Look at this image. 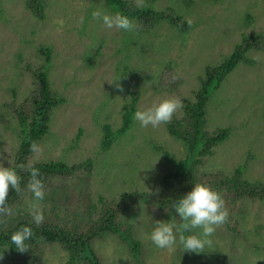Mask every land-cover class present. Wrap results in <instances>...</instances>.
<instances>
[{
	"label": "rangeland",
	"instance_id": "374dc122",
	"mask_svg": "<svg viewBox=\"0 0 264 264\" xmlns=\"http://www.w3.org/2000/svg\"><path fill=\"white\" fill-rule=\"evenodd\" d=\"M48 3V16L40 22L26 8L25 0H0V161L10 166L15 145L23 138L16 123L5 115L3 102L14 89L20 96L26 94L31 80L21 66L26 59H39V46L50 45V82L67 102L56 110L51 133L38 147L36 159H93L97 196L149 191L167 172L178 169L183 159L193 157L164 124L145 128L137 121L110 149L100 148L101 126L109 123L116 130L122 125L121 107L128 94L119 75L121 61L137 71V85L125 84L140 91L137 107L147 108L164 98L180 101L177 94L157 90L158 74L166 62H172L184 77L180 93L188 96L198 87L207 65L223 60L244 36L264 34V0H156V8L176 7L191 30L181 33L164 22L143 36L135 30L107 29L93 20L94 9L115 13L105 0ZM127 36L139 39L136 49L127 47ZM250 55L253 66H238L211 93L209 129L226 127L231 135L215 148L203 168L232 172L244 164L249 180H264V51L255 49ZM30 206L37 205L30 202ZM240 207V233L219 225L205 238L206 247L200 253L184 251L179 231L171 249L152 244L149 237L156 221L172 220L177 225L182 221L175 208L163 217L145 201L125 216L143 243L142 255L135 258L115 234L95 240L94 247L106 264H264V252L257 250L264 245V200L249 198ZM66 260V252L54 246L43 259L21 258L14 264H66Z\"/></svg>",
	"mask_w": 264,
	"mask_h": 264
},
{
	"label": "trees",
	"instance_id": "16d2710c",
	"mask_svg": "<svg viewBox=\"0 0 264 264\" xmlns=\"http://www.w3.org/2000/svg\"><path fill=\"white\" fill-rule=\"evenodd\" d=\"M155 1L105 0V3L115 12L132 18L137 36L153 31L164 22L181 33L191 30L186 16L176 7L167 5L156 8ZM25 5L38 21L47 18L48 0H25ZM127 38L130 51L136 49L139 39L135 36ZM255 49L264 51L263 33L244 36L223 60L207 65L199 77L198 87L188 96L180 93L184 77L172 62H166L158 74L157 90L160 93L177 94L182 107L171 122L164 125L174 139L188 148L193 155L192 159H183L181 168L167 172L149 191L131 190L112 196H97L93 183V159L73 162L63 158L37 160V151L31 150L33 143L39 147L50 135L56 110L67 102V97L50 82L48 69L53 48L46 44L39 46V59H26L21 66L22 73L31 80L28 91L20 96L14 89L2 105L5 115L16 123L23 138L15 145L10 164L22 178V191L16 193L10 188L8 204L12 213L0 216V264H14L21 258L43 259L54 246L66 252V264H106L94 247V241L107 234L119 235L127 243L130 253L138 258L143 254V243L137 237L134 224L126 220L125 216L137 204L145 201L164 217L174 209V202L190 191L195 182L205 183L222 195L225 208H229L228 219L224 225L229 231L240 233L241 223L237 217L240 206L249 198L264 200V180H249L244 173V164L236 166L232 172L222 169L204 170V164L215 148L231 135L226 127L209 129L207 108L211 93L222 86L233 70L242 64H255L250 55ZM89 62L92 65L94 63ZM119 75L128 97L121 107L122 125L116 130L109 123L101 126L103 138L100 148L104 151L110 149L115 140L135 124L133 116L141 95L139 90L125 84L128 81L137 85L138 74L134 68L121 61ZM29 166L35 167L41 173L45 192L43 200H35L27 189L30 180ZM30 202L44 212V222L39 226L32 223L28 207ZM25 226L30 227L33 235L27 242L30 248L21 253L10 243L9 237ZM257 250L264 252V245Z\"/></svg>",
	"mask_w": 264,
	"mask_h": 264
},
{
	"label": "clouds",
	"instance_id": "9594fccd",
	"mask_svg": "<svg viewBox=\"0 0 264 264\" xmlns=\"http://www.w3.org/2000/svg\"><path fill=\"white\" fill-rule=\"evenodd\" d=\"M91 17L107 29L131 32L135 28L132 18L120 12L111 13L98 8L91 12ZM181 107L182 104L178 99L164 98L147 108L138 107L133 118L139 122L141 127L155 128L171 122ZM31 150L38 151V145L33 143ZM29 170L30 180L27 189L35 200H43L45 192L41 173L32 166H29ZM21 179L16 168L12 165L6 167L0 161V216L11 215L12 209L8 204L9 190L11 188L16 193H20L22 191ZM173 206L182 223L177 225L172 220L169 222L156 221L149 238L152 244L159 249L173 248L179 231L181 233L180 243L184 251L200 253L205 250L207 243L205 238L211 237L216 227L224 224L228 219L222 195L211 186L201 182H195L191 190L183 194ZM29 215L34 225L39 226L44 222V212L39 207L30 206ZM197 229L200 230L199 233L195 231ZM32 235L30 227L25 226L13 232L9 241L16 250L24 253L30 248L27 242Z\"/></svg>",
	"mask_w": 264,
	"mask_h": 264
}]
</instances>
